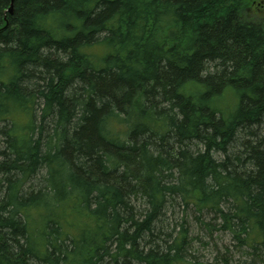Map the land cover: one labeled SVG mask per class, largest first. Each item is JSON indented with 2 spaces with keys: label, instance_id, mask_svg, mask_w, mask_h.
I'll list each match as a JSON object with an SVG mask.
<instances>
[{
  "label": "trees",
  "instance_id": "obj_1",
  "mask_svg": "<svg viewBox=\"0 0 264 264\" xmlns=\"http://www.w3.org/2000/svg\"><path fill=\"white\" fill-rule=\"evenodd\" d=\"M11 4L0 264H201L188 212L264 264V0Z\"/></svg>",
  "mask_w": 264,
  "mask_h": 264
},
{
  "label": "rangeland",
  "instance_id": "obj_2",
  "mask_svg": "<svg viewBox=\"0 0 264 264\" xmlns=\"http://www.w3.org/2000/svg\"><path fill=\"white\" fill-rule=\"evenodd\" d=\"M251 10L255 11L259 4L262 2V0H250ZM102 47H95L90 50L91 53L98 54L101 53ZM19 118L16 116V123H17V129L19 131L23 130L24 127L27 124L28 116L26 115H18ZM26 128V127H25ZM23 133V132H22ZM196 215L194 212H188L187 218L178 216L179 220L176 222L175 234H179L182 229V223H185L186 225H189L190 228V238H196L198 236L200 239L195 240L193 242L192 250L190 251L189 256L186 257L187 260L191 261H197L201 264H223V258L227 256V259L231 260L232 264H244L248 263L251 264L257 260V256L259 255L258 251L253 252L252 250H249L247 247H243L239 249V245L237 242H233V237L229 232H223V231H216L214 230L213 236L210 237L209 230L202 231L200 229V225L196 221ZM212 216L208 215L205 219L206 223H220L219 220L213 221ZM173 229V226H172ZM246 250V252H245ZM256 253V255H254ZM258 254V255H257Z\"/></svg>",
  "mask_w": 264,
  "mask_h": 264
},
{
  "label": "water",
  "instance_id": "obj_3",
  "mask_svg": "<svg viewBox=\"0 0 264 264\" xmlns=\"http://www.w3.org/2000/svg\"><path fill=\"white\" fill-rule=\"evenodd\" d=\"M13 2H14V0H12L11 7H10V9H9V12H10V13H12V12H13Z\"/></svg>",
  "mask_w": 264,
  "mask_h": 264
}]
</instances>
